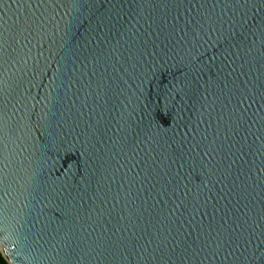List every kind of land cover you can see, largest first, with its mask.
I'll return each mask as SVG.
<instances>
[{"label": "water", "instance_id": "water-1", "mask_svg": "<svg viewBox=\"0 0 264 264\" xmlns=\"http://www.w3.org/2000/svg\"><path fill=\"white\" fill-rule=\"evenodd\" d=\"M8 264H264V0H0Z\"/></svg>", "mask_w": 264, "mask_h": 264}, {"label": "trees", "instance_id": "trees-1", "mask_svg": "<svg viewBox=\"0 0 264 264\" xmlns=\"http://www.w3.org/2000/svg\"><path fill=\"white\" fill-rule=\"evenodd\" d=\"M0 264H8L0 254Z\"/></svg>", "mask_w": 264, "mask_h": 264}]
</instances>
